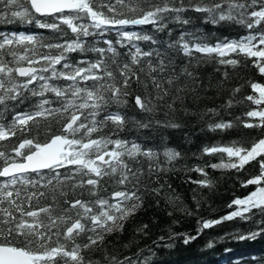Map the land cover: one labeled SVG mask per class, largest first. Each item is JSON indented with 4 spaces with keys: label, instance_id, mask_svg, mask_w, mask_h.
I'll return each instance as SVG.
<instances>
[{
    "label": "snow or ice",
    "instance_id": "snow-or-ice-1",
    "mask_svg": "<svg viewBox=\"0 0 264 264\" xmlns=\"http://www.w3.org/2000/svg\"><path fill=\"white\" fill-rule=\"evenodd\" d=\"M0 5V18L7 22L34 23L53 34L46 38L37 33L0 32V142L18 133H31L32 126L38 128L42 120L63 121L59 134L46 135L43 140L36 135L25 137L10 152L0 150V177L5 178L0 183V264H98L84 253L103 251L105 236L122 230L123 222L141 206L140 193L147 191L141 188V176L166 173L167 166L180 157L174 148L156 150L120 139L118 134L128 122L122 109L132 96L141 113L162 112L165 117L133 119L137 127L156 124L179 128L176 104L183 101L180 93L185 91L180 85L184 77L197 82L188 67L179 72L170 69L171 57L166 58L159 50L145 51L135 43H159L152 35L125 29L151 25L161 32L169 23L182 27L191 24V18H185L188 12L201 14L204 22L212 25L242 26L249 30L247 35L214 44L204 43L194 32L182 31L166 48L182 53L189 63L195 54H201L233 67L241 63L232 58L236 54L246 57L264 75V30H259L264 27V0H0ZM112 30L119 37L115 43L104 39ZM168 33L171 36L172 29ZM95 37H100L106 47H97ZM119 48L127 49L124 58ZM88 52H95L96 58H82L76 63L69 59L70 53ZM223 75L228 78L227 71ZM132 83L142 95L129 92ZM241 87L230 90L226 107H233ZM249 87L253 94L244 99L256 107L244 116L252 119L237 120L247 128H264V83L249 82ZM26 102L28 110L24 111L20 106ZM217 116L216 108H206L202 113V118H213L207 122L209 130L233 127L232 121L215 120ZM109 123L112 130L100 134ZM202 153L227 158L195 168L203 179L194 183L202 187L213 186L205 167L240 173L246 166L255 165L257 173L241 181V187L254 185L255 189L243 198H234L228 207L235 208L226 215L202 220L197 236L237 218L256 225V230L228 235L246 240L264 234V137L247 144L233 141L204 146ZM141 159L147 162L146 172ZM105 177L123 190L113 191L109 198L101 196ZM41 187L48 188L50 196L39 191ZM161 188L163 185L152 191L159 194ZM85 194L90 199H82ZM40 198H50L51 203H33ZM168 199L173 201L171 196ZM181 236L184 244L197 238L173 234L169 240ZM212 246L209 241L208 247ZM104 259L107 264H134L129 258L119 261L114 255Z\"/></svg>",
    "mask_w": 264,
    "mask_h": 264
},
{
    "label": "trees",
    "instance_id": "trees-1",
    "mask_svg": "<svg viewBox=\"0 0 264 264\" xmlns=\"http://www.w3.org/2000/svg\"><path fill=\"white\" fill-rule=\"evenodd\" d=\"M3 8V5H0ZM185 18H191V24L179 26L169 23L168 29H172L169 36L168 29L157 32L151 25L128 26L125 30L142 32L152 35L159 43L152 44L148 41H136L135 43L145 51L159 50L165 53V57H171L172 64L177 72L188 67L194 72L197 82L184 77L181 87L185 91L180 95L182 102L176 104V122L179 128H168L153 124L149 128L137 127L132 121L141 120H164L162 112L154 115L141 113L135 106L132 96L128 98V104L122 109L128 122L124 129L119 132L120 139L134 141L144 147L162 150L163 147L174 148L180 153V157L167 167L166 173H155L151 177L141 176V188L147 191L140 193L141 206L123 222V229L114 231L105 236L103 251H86L84 255L98 262L107 264V260L102 257L115 256L117 260L124 261L129 258L134 264H264V234L255 239L238 240L233 235L235 233L246 234L250 229L255 231L257 226L250 222H243L240 219L225 221L219 225L203 230L197 236V229L202 220L218 219L230 211L229 203L237 197L243 198L255 189L254 185L247 188L241 187V181L257 173L255 165H248L240 173L233 169H212L205 167L208 177L212 180V187H202L194 181L203 179L201 173L195 171L197 166L204 167L210 163H218L221 158L225 160L226 155L215 154L208 156L202 153V148L208 145H228L233 141H240L247 144L260 137H264V128H247L240 123L237 118L243 121L251 120L244 116L247 110L256 106L244 99L247 95L253 94L249 87V82L264 83V75L253 67L251 61L246 57L236 56L240 65L233 67L230 65H220L216 57H204L195 54L191 59L182 53H177L175 49L168 50L166 45L175 39L182 31L196 33L204 43L214 44L217 41L228 39L234 40L247 35L249 30L238 25L221 24L212 25L205 23L201 14L188 12ZM7 19H12L8 17ZM48 19V18H44ZM67 30V29H66ZM259 30H264L262 27ZM0 32H25L43 34L46 38L52 37V32L48 29H40L34 23L27 24L19 21L7 22L0 18ZM93 42V38H88ZM104 39L112 40L114 43L119 39L116 30L105 34ZM97 47H106L100 37L94 38ZM121 58L127 52L126 48H119ZM41 51H45L41 49ZM95 52L70 53L69 59L76 63L82 58L95 59ZM110 55V54H109ZM153 63L156 57H152ZM227 71L228 78L225 79L223 73ZM57 83H64L58 81ZM242 86L241 91L235 94L233 107L225 106V101L230 96V90ZM167 87V85H165ZM129 92L133 95L143 94L136 83H132ZM166 102H170L169 97H165ZM24 111L28 110L27 102L20 106ZM206 108H216L219 116L215 120L232 121L233 127L225 130L211 131L207 127V122H212L213 118L203 117L202 113ZM252 122H256L253 120ZM63 121L57 123L56 120H42L37 128L32 126L31 133H18L17 137L7 142H0V150L10 152L13 145L25 137L32 138L36 135L40 140L46 135L59 134V129ZM109 123L103 132L107 134L112 130ZM97 134L93 135L96 138ZM116 138V137H113ZM14 155V154H13ZM163 157L161 156V162ZM2 163V161H0ZM146 161L141 159V165L146 170ZM138 167V165H132ZM63 171V170H61ZM5 178L0 177V183ZM159 194L153 193L152 189L160 188ZM170 186V187H169ZM32 190V189H30ZM39 191H44L50 196L48 188L41 187ZM67 191V189H65ZM115 190H123L113 182V179L105 177L101 181L100 195L109 198ZM58 195V193H57ZM173 197L169 202L168 197ZM82 199H90L85 194ZM61 203H62V199ZM71 199V196H69ZM34 204L41 206L51 203L50 198H40L34 200ZM147 226L144 228L143 226ZM143 229V230H141ZM173 234H188L197 236L188 244H184L183 237L169 240ZM163 238V242L161 239ZM209 241L213 242L212 247H208ZM79 242V241H78ZM170 244L171 246H165ZM152 249V253H149Z\"/></svg>",
    "mask_w": 264,
    "mask_h": 264
}]
</instances>
